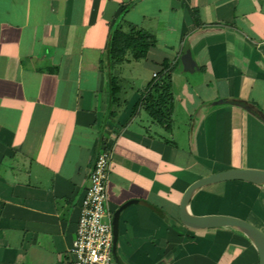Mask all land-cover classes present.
Masks as SVG:
<instances>
[{"label": "crops", "instance_id": "obj_1", "mask_svg": "<svg viewBox=\"0 0 264 264\" xmlns=\"http://www.w3.org/2000/svg\"><path fill=\"white\" fill-rule=\"evenodd\" d=\"M131 28L156 46L109 69L111 32ZM165 63L169 130L141 101ZM101 146L112 153L107 221L134 202L113 264H259L242 232L189 228L179 210L203 177L264 170V0H0V264H72ZM189 210L264 233V186L210 185Z\"/></svg>", "mask_w": 264, "mask_h": 264}, {"label": "built area", "instance_id": "obj_2", "mask_svg": "<svg viewBox=\"0 0 264 264\" xmlns=\"http://www.w3.org/2000/svg\"><path fill=\"white\" fill-rule=\"evenodd\" d=\"M111 162V151L101 146L80 207L76 236L69 249L72 264H113V227L112 221H107Z\"/></svg>", "mask_w": 264, "mask_h": 264}, {"label": "trees", "instance_id": "obj_3", "mask_svg": "<svg viewBox=\"0 0 264 264\" xmlns=\"http://www.w3.org/2000/svg\"><path fill=\"white\" fill-rule=\"evenodd\" d=\"M156 46V39L153 35L137 29L131 28L129 32H123L121 29H114L109 37L106 50L107 67L113 68L115 65L123 63L128 56L134 61H141L147 57L149 50ZM169 64L165 63L162 78L158 83L152 84L147 93L143 94L142 103L153 119L170 129V119L172 112V97L170 93V75ZM157 77V74H156ZM109 92L111 103L117 104V95L120 88L117 85V79L110 75Z\"/></svg>", "mask_w": 264, "mask_h": 264}, {"label": "water", "instance_id": "obj_4", "mask_svg": "<svg viewBox=\"0 0 264 264\" xmlns=\"http://www.w3.org/2000/svg\"><path fill=\"white\" fill-rule=\"evenodd\" d=\"M226 182H245L264 186V170L230 169L203 177L194 182L184 193L179 210V219L185 226L195 230L233 228L242 232L254 245L259 258V264H264V233L249 221L225 214L194 215L189 210L193 194L201 188ZM131 203L124 204L113 215L112 227L114 246L118 237V225L121 212Z\"/></svg>", "mask_w": 264, "mask_h": 264}, {"label": "rangeland", "instance_id": "obj_5", "mask_svg": "<svg viewBox=\"0 0 264 264\" xmlns=\"http://www.w3.org/2000/svg\"><path fill=\"white\" fill-rule=\"evenodd\" d=\"M234 184V183H233ZM249 186H251V185H249ZM244 186L242 185L241 186V188H243ZM248 188V187H247ZM233 191H232V195L234 196V195H236V194H238L239 192H236V191H240V190H234V189H232ZM245 195H247L248 197H252V195H253V191L252 190H247V192L245 193ZM252 224L253 225H257L256 223H254V222H252ZM256 227H259L258 225L256 226ZM259 229V228H258Z\"/></svg>", "mask_w": 264, "mask_h": 264}]
</instances>
